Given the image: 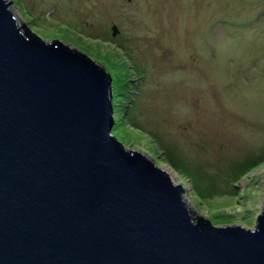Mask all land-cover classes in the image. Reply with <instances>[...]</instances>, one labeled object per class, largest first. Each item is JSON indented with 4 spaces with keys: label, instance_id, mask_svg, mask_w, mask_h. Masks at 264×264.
Instances as JSON below:
<instances>
[{
    "label": "water",
    "instance_id": "obj_1",
    "mask_svg": "<svg viewBox=\"0 0 264 264\" xmlns=\"http://www.w3.org/2000/svg\"><path fill=\"white\" fill-rule=\"evenodd\" d=\"M13 4L0 0V264H264V200L251 228L194 211L111 133L110 71Z\"/></svg>",
    "mask_w": 264,
    "mask_h": 264
},
{
    "label": "rangeland",
    "instance_id": "obj_2",
    "mask_svg": "<svg viewBox=\"0 0 264 264\" xmlns=\"http://www.w3.org/2000/svg\"><path fill=\"white\" fill-rule=\"evenodd\" d=\"M11 1L36 35L110 71L124 146L164 167L212 223L252 227L264 200V0Z\"/></svg>",
    "mask_w": 264,
    "mask_h": 264
},
{
    "label": "trees",
    "instance_id": "obj_3",
    "mask_svg": "<svg viewBox=\"0 0 264 264\" xmlns=\"http://www.w3.org/2000/svg\"><path fill=\"white\" fill-rule=\"evenodd\" d=\"M112 76V75H111ZM112 80H113V78H112ZM114 90V89H113ZM119 94L117 95V97L118 98H121V99H123V97H122V93H121V91H117ZM113 93H114V91H113ZM115 98H116V93H115V96H114V98H113V100H112V104H113V106H114V112H113V115L115 114V110H116V102H114L115 101ZM117 115H118V113H117ZM117 115H114V119H116L118 116ZM117 116V117H116ZM112 131H113V129H112ZM112 133V132H111ZM113 134V133H112ZM114 135V134H113Z\"/></svg>",
    "mask_w": 264,
    "mask_h": 264
},
{
    "label": "bare ground",
    "instance_id": "obj_4",
    "mask_svg": "<svg viewBox=\"0 0 264 264\" xmlns=\"http://www.w3.org/2000/svg\"><path fill=\"white\" fill-rule=\"evenodd\" d=\"M113 108H114V106H113ZM114 110V109H113ZM226 178V177H225Z\"/></svg>",
    "mask_w": 264,
    "mask_h": 264
}]
</instances>
